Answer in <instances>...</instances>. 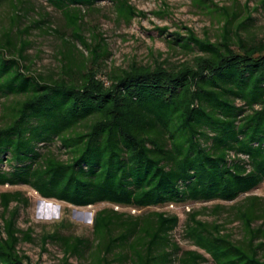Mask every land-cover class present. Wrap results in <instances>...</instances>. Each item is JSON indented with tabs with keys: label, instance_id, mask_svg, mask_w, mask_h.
<instances>
[{
	"label": "trees",
	"instance_id": "trees-1",
	"mask_svg": "<svg viewBox=\"0 0 264 264\" xmlns=\"http://www.w3.org/2000/svg\"><path fill=\"white\" fill-rule=\"evenodd\" d=\"M43 1L61 14L69 37L44 17L19 29L28 14L21 13L24 1L0 0L11 10L0 29V186H27L73 207H111L95 212L90 239L61 234V222L41 236L42 249L58 246L62 264L71 258L205 264V255L213 264H264V198L248 195L264 182V31L257 35L253 24L257 7L250 9L251 0L228 6L189 0L218 26L213 38L191 29L171 35L168 44L189 60L108 67L102 36H85L87 13L106 0ZM109 1L117 21L145 17L129 0ZM32 27L60 39L57 71L45 75L25 64ZM212 201L233 204L186 213L183 238L196 250L172 239L177 215L114 209ZM29 205L21 192L0 193V264H31L18 246L34 241L33 229L17 225ZM206 214L214 220L201 219ZM233 222L239 239L227 227Z\"/></svg>",
	"mask_w": 264,
	"mask_h": 264
},
{
	"label": "rangeland",
	"instance_id": "rangeland-1",
	"mask_svg": "<svg viewBox=\"0 0 264 264\" xmlns=\"http://www.w3.org/2000/svg\"><path fill=\"white\" fill-rule=\"evenodd\" d=\"M21 13L28 11L23 18L19 29L33 24V21H39L41 17L48 19L52 29L60 30V33L69 37L70 32L63 29L61 14L48 6L43 0H22ZM220 5H230V0H214ZM241 4L245 0H238ZM261 0H251L250 9L257 7L252 13L254 26L257 35L264 31V5ZM137 10L145 13L144 18H135L129 25L117 21L113 12V7L109 0L96 4L95 11L87 13L85 21L87 22L88 32L86 37L101 35L107 44L111 55L105 61L108 67H126L131 61H136L142 65H153L158 63H167L170 66H177L179 63L189 60L192 55H183L177 46H170L168 41H172L173 33H179L185 36L186 29H191L199 38L209 35L215 37L217 33V24L205 13L192 8L189 0H129ZM11 10L7 4L0 6V29L8 25V16ZM167 28V32L159 33L158 29ZM31 43L26 49V65H31L33 71L48 75V73L57 71L59 68V56L57 52L60 46V39L52 32L43 33L37 28L30 29V35L25 39ZM90 41V39H87ZM98 39H95V42ZM84 54L86 52L78 46ZM4 101L0 98V105ZM57 155L65 159L63 150H58L57 144L51 146ZM4 169L6 166H3ZM3 192H21L29 199L30 205L27 209H20V215L17 225L20 229L26 230L28 227L33 229L32 243H22L18 246L19 251L28 257L31 264H62L63 257L61 249L47 243L45 250L41 246V236L51 233L56 227L64 222V227L60 230L61 234L73 235L84 238H91L92 220L96 211L110 208L106 203H100L88 207H73L63 202L55 200L42 199L27 186H0V193ZM248 195H257L264 198V182L257 188L249 192ZM243 197V196H242ZM241 199V198H239ZM230 206L233 202L212 201L208 203H194L184 206H164L151 207L143 210L132 208L114 207L117 211H125L132 215L147 213L149 211H163L175 214L179 218L178 226L171 233L172 239L178 243L182 250H196L188 241L183 238V226L186 213L191 209H201L202 207L211 208L214 205ZM39 209V215L37 214ZM1 211V208H0ZM214 217L204 215L201 219L212 221ZM229 231L233 233L234 238L241 237V229L237 222L228 226ZM205 264H213L206 256ZM69 264H88L85 261H77L75 258L69 259Z\"/></svg>",
	"mask_w": 264,
	"mask_h": 264
},
{
	"label": "clouds",
	"instance_id": "clouds-1",
	"mask_svg": "<svg viewBox=\"0 0 264 264\" xmlns=\"http://www.w3.org/2000/svg\"><path fill=\"white\" fill-rule=\"evenodd\" d=\"M37 214L39 215V209H37Z\"/></svg>",
	"mask_w": 264,
	"mask_h": 264
},
{
	"label": "built area",
	"instance_id": "built-area-1",
	"mask_svg": "<svg viewBox=\"0 0 264 264\" xmlns=\"http://www.w3.org/2000/svg\"><path fill=\"white\" fill-rule=\"evenodd\" d=\"M170 207H173V205H169Z\"/></svg>",
	"mask_w": 264,
	"mask_h": 264
}]
</instances>
